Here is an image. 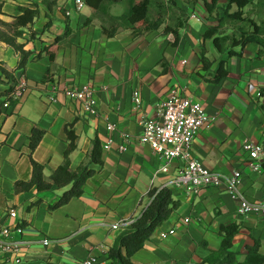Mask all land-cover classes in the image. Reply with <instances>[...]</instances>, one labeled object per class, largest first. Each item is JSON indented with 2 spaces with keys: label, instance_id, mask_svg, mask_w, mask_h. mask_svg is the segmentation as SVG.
Listing matches in <instances>:
<instances>
[{
  "label": "crops",
  "instance_id": "1",
  "mask_svg": "<svg viewBox=\"0 0 264 264\" xmlns=\"http://www.w3.org/2000/svg\"><path fill=\"white\" fill-rule=\"evenodd\" d=\"M176 2L188 14L177 43L174 33L164 30L166 23H172L169 16L150 31L138 33L120 26L114 36H107L101 18L88 3L78 9L74 0H0L4 21L13 20L21 12L20 5L38 3L40 10L18 38L32 51L24 67H17L20 52L0 40L3 66L15 78L23 74L28 80L20 101L4 107L6 97L0 96V216L22 226V232H12V238L21 243L20 261L0 253V264H81L91 255L97 258L94 264H112L109 250L130 228H113V224L137 218L149 202V190L163 186L171 190L178 207L131 256L133 264H201L220 248L221 226L232 223L239 225L232 249L240 260L256 240L264 254V217L242 215L239 201L224 187L192 191L172 186L182 161L173 159L168 171H160L165 159L139 141L144 120L157 118L159 102L178 89L216 116L213 125L199 131L192 144L193 155L218 172L240 170V188L249 199L264 195V153L263 169L257 171L248 166L242 149L245 140L264 146V94L259 92L264 85V44L236 46L235 55L220 52L211 38L203 37L211 22L204 0ZM128 4L127 0L112 4L111 14L126 13ZM203 46L209 67L201 59ZM221 61L228 74L214 82ZM82 84L94 89L96 115L82 111L64 93L66 87ZM8 86L0 84V90ZM136 88L143 99L139 109L133 105ZM109 124L114 128L110 130ZM34 130L42 131V136L32 148ZM68 130L76 136L70 168L86 166L93 173L79 196L54 207L73 183L54 184L47 190L36 186L17 189V183L31 179L33 161L43 166L44 178L51 179L64 161ZM123 133L133 139L120 152ZM108 138L113 143L104 148ZM95 143L101 162L92 158ZM10 208L17 211L15 218L7 216ZM169 229L175 232L162 238L161 232ZM45 238L49 241L44 242Z\"/></svg>",
  "mask_w": 264,
  "mask_h": 264
},
{
  "label": "trees",
  "instance_id": "2",
  "mask_svg": "<svg viewBox=\"0 0 264 264\" xmlns=\"http://www.w3.org/2000/svg\"><path fill=\"white\" fill-rule=\"evenodd\" d=\"M125 0H85L102 20V28L107 36H114L117 28L132 27L134 31L143 33L158 28L162 23H165L166 12L172 11L175 17L172 23H166L164 28L167 32H173L175 42L177 43L180 37V29L187 22V12L178 6L176 0H127L128 10L126 13L114 16L110 9L112 4L120 3ZM220 0H204V5L209 14H212L218 6ZM253 0H227V6L218 19L216 25H208L203 32L204 39L211 38L213 44L220 52H227L229 55L238 54L234 49L236 46L244 47L251 42L264 44V38L258 35L256 30L248 33L244 37V31H240V39L235 36L229 38L224 33L219 32V26L225 15L232 19H241L242 9ZM264 2V0H261ZM236 4L238 10L229 13V8ZM21 12L13 16V20L4 21L0 19V40L12 46L21 54L20 61L17 67H24L31 55V50L24 48V43L19 42L18 38L24 33V28L31 25L39 16L40 10L38 3H34V7L30 5H20ZM31 34L34 35L33 30ZM230 41V42H229ZM50 46L45 47L49 50ZM51 59L54 57V52H50ZM201 59L204 67L210 66V60L206 56V49L203 46L201 50ZM0 84H8L9 86L0 90V96H5V100H10L11 91L13 90L16 79L13 71L3 66L0 61ZM228 69L225 66V61H221L220 65L212 78L214 82H218L221 78L227 76ZM47 76V75H46ZM260 94H264V85L260 87ZM42 136V131L34 130L30 145L34 148ZM69 146L65 150L63 163L54 171L50 180H46L43 176V166L36 161H33V174L29 181L18 182L17 189L30 188L36 186L39 190L50 189L54 184L57 186H65L73 183L72 187L67 190L55 203L59 206L69 201L72 197L79 196L83 191V184L86 179L93 173L92 169L82 166L77 170L70 168V152L75 148L76 136L72 130H68ZM99 146L95 143L93 149V160L101 162ZM149 202L144 207L142 213L130 225V228L121 233L109 250V256L112 259V264H133L131 256L140 248L144 242L149 239L154 229L169 218L172 212L178 207V202L172 197V192L167 186L152 187L148 194ZM223 240L219 249L211 251L202 259L201 264H264V254L260 251V241L256 240L253 244L246 247L247 252L243 260L238 258L237 252L232 249L233 238L239 231V225L232 223L223 225L220 229ZM125 250V252H123Z\"/></svg>",
  "mask_w": 264,
  "mask_h": 264
},
{
  "label": "built area",
  "instance_id": "3",
  "mask_svg": "<svg viewBox=\"0 0 264 264\" xmlns=\"http://www.w3.org/2000/svg\"><path fill=\"white\" fill-rule=\"evenodd\" d=\"M78 9H82L86 4L85 0H74ZM70 14V10L66 11ZM28 88V80L22 74L17 77L16 84L11 91L10 100H5L4 107H9L13 102L20 101ZM67 97L77 101L82 111L91 115L98 113L97 99L94 89L88 84L80 86H68L64 89ZM142 95L138 88L133 91L134 108L139 109L142 105ZM157 118H148L143 122L142 132L139 141L149 145L156 153L165 159V163L160 167V171L169 170V162L173 159L182 161L177 173L171 181V185L187 190L197 191L203 187H224L231 197L240 203L239 212L242 215H261L264 217V195L258 199H249L241 190L242 172L234 170L231 173H222L206 167L198 158L193 155L192 144L199 131L208 128L216 121V116L208 113L199 100L181 95L178 89H172L168 95L158 104ZM108 128H114L109 124ZM122 141L118 144V150H127L133 136L130 133L122 134ZM113 143L112 138H108L104 148H109ZM242 149L246 152L247 164L254 170L263 169L262 156L264 146L262 143L245 140ZM9 218H15L17 211L10 208L7 212ZM136 218L121 219L113 224V228L123 225H131ZM22 232L19 223L14 225L7 223L0 216V253L8 256L16 262L20 261L21 243L12 238V232ZM175 232L174 229L161 232V237L165 238ZM49 239L45 238L44 242ZM97 258L89 256L81 264H94Z\"/></svg>",
  "mask_w": 264,
  "mask_h": 264
},
{
  "label": "rangeland",
  "instance_id": "4",
  "mask_svg": "<svg viewBox=\"0 0 264 264\" xmlns=\"http://www.w3.org/2000/svg\"><path fill=\"white\" fill-rule=\"evenodd\" d=\"M227 6V0H220L217 9L209 14L211 22L209 25L219 23V17L224 14V10ZM238 10L236 4H233L229 8V13ZM166 16H169V21L175 17V13L167 11ZM166 17V18H167ZM244 31V37L254 30L258 32V35L264 38V2L261 0H253L242 9L241 19H232L225 15L223 21L219 26V32L224 33L227 37L231 38L235 36L240 39V31ZM230 42V41H229Z\"/></svg>",
  "mask_w": 264,
  "mask_h": 264
}]
</instances>
